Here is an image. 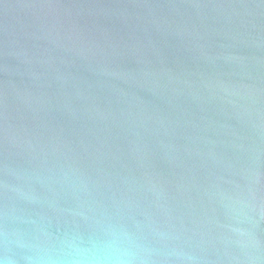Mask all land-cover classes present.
<instances>
[{"label": "water", "instance_id": "95a60500", "mask_svg": "<svg viewBox=\"0 0 264 264\" xmlns=\"http://www.w3.org/2000/svg\"><path fill=\"white\" fill-rule=\"evenodd\" d=\"M264 264V0H0V264Z\"/></svg>", "mask_w": 264, "mask_h": 264}, {"label": "clouds", "instance_id": "9594fccd", "mask_svg": "<svg viewBox=\"0 0 264 264\" xmlns=\"http://www.w3.org/2000/svg\"><path fill=\"white\" fill-rule=\"evenodd\" d=\"M89 264H128V260L119 255L93 258Z\"/></svg>", "mask_w": 264, "mask_h": 264}]
</instances>
